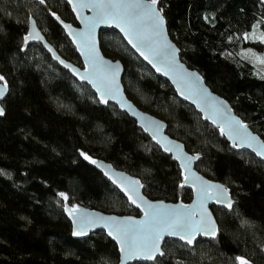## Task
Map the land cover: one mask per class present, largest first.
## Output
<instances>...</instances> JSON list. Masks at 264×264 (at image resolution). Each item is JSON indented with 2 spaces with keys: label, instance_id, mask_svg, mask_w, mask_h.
I'll use <instances>...</instances> for the list:
<instances>
[{
  "label": "trees",
  "instance_id": "1",
  "mask_svg": "<svg viewBox=\"0 0 264 264\" xmlns=\"http://www.w3.org/2000/svg\"><path fill=\"white\" fill-rule=\"evenodd\" d=\"M157 8L180 60L264 141V0H158ZM52 14L74 25L62 0H0V77L7 85L0 117V264H117L116 247L102 232L71 238L61 211L66 202L138 216L84 155L138 179L149 200L188 203L191 195L169 156L131 120L100 106L39 45L21 51L31 17L54 50L81 67ZM99 48L122 64L126 96L162 120L186 152L199 155L196 171L222 183L235 202L229 211L210 208L214 239H197L192 248L164 240L161 257L133 264H238L237 257L264 264V164L231 149L114 31L99 34Z\"/></svg>",
  "mask_w": 264,
  "mask_h": 264
},
{
  "label": "water",
  "instance_id": "2",
  "mask_svg": "<svg viewBox=\"0 0 264 264\" xmlns=\"http://www.w3.org/2000/svg\"><path fill=\"white\" fill-rule=\"evenodd\" d=\"M62 1L69 9L74 20V25L62 21L53 14L51 15V19L60 28L69 44L74 49L81 67L75 66L69 61L64 60L54 50L52 45L46 41L43 32L37 27L34 19L31 17L28 19L26 34L22 38L21 51H24L29 45H39L56 66L65 71L76 84L85 85L94 95L95 100L100 106L105 107L111 105L119 113L125 115L131 120L135 127L149 139L154 147H156L162 154L169 156L170 160L176 165L181 174L182 179L180 186L183 185L181 188L189 191L191 195V199L188 203H182L181 201L165 202L162 200H149L143 195L142 187H139V197H137L138 202L142 205H144V202L152 205H163L166 209L180 208L181 215L188 218L187 222L191 224L193 228L206 227L209 224L214 225L215 228L214 236L197 231L195 239L191 245L180 239L179 236L165 234L159 243V253H157L153 259H144L143 257L136 258L133 256L126 259L123 264L153 262L156 258L162 256L163 253L161 247L164 240L178 241L180 244L192 248L197 239H214L217 235V224L210 208L213 207L229 211L235 203L234 200L231 198L228 191H223V189L226 188L222 183L208 179L196 171L195 165L201 159L199 155L186 152L181 142L166 134L167 126L162 120L140 109L126 96L121 83L123 74L122 64L119 60H111L103 55L99 48V34L104 30L114 31L130 52L141 63H143L154 76L164 80L169 85L175 94L176 99L188 105L200 117V120L203 123H206L208 126L215 129L218 135L222 137V139L227 142L228 146L234 151H245L255 160L264 164V159H261L256 154V150L261 145H264V141L252 132L250 128L235 115L227 101L210 91L196 70L188 68L180 60L178 48L167 33L165 21L163 25V36H159L156 34L152 21L143 16V10L123 8L106 9L105 11L109 14L103 17L104 22L95 23L97 20L101 19V16L99 15L100 10L90 7H80V5H91L99 2V0H71V3L69 0ZM32 2L43 5L40 0H32ZM103 2L109 3L110 0H103ZM111 2L132 4L135 3L136 0H111ZM140 2L143 4H150L151 0H140ZM74 7L76 9L75 11ZM155 7L157 11H159L157 4ZM93 23H95L94 29H92ZM65 25H69L70 27L66 29L64 27ZM90 29H92L91 36L94 41V51H89L87 48L83 47L79 36L70 35V33H88ZM130 35L133 39L138 41L139 47H136L133 43L129 42L128 37ZM26 36H29L27 43H25L24 39ZM49 48H51L52 51H49ZM173 50H175L174 53ZM54 56L56 58H54ZM146 56L148 58H146ZM61 61L63 63H61ZM93 61H95V64H93ZM150 61H155V63ZM65 64L70 67H65ZM116 64L119 65L115 81V86L118 87V93L116 94L115 99L109 98L107 103H101L100 94L97 92L94 83H90L88 79H81V77H91L95 84H100L105 75H111V70L108 66H115ZM158 68L160 70H158ZM70 69H74L77 74L74 75L73 71ZM3 86L4 84L0 80V88ZM6 93L7 90L4 92V95L0 97V109H2L1 101L6 96ZM129 106H131V110H129ZM1 116L2 115H0V117ZM236 121H239L242 125H246V129L236 124ZM221 127L224 128L223 134L221 133ZM252 138H255V140L253 141ZM249 144L252 146H248ZM173 146L179 147L173 148ZM166 148H171L172 150L166 151ZM176 155L199 158L192 159L190 163H188L187 169H185L182 164L187 162L174 158ZM90 160L97 161L99 164L103 165V168L91 163ZM86 162L124 198L131 209L138 212V216L105 214L79 204L70 205L66 202L62 203V214L69 223L71 238L81 240L87 238L93 233L102 232L116 247L118 255L117 264H122V256L125 254L121 252V245L117 240L114 239L112 235H109V228L104 226L105 223L111 219H115L116 221L132 220L142 224L146 217L144 211L131 203L125 192L122 191L117 184L113 183L112 179H109V175L117 180H119L120 177H124L128 181H138V179L123 171L116 170L109 163L98 159L91 158L87 159ZM105 170L108 171L109 175L105 174ZM185 176L188 177L187 180H185ZM124 187L127 188L129 185L125 183ZM228 200L231 201L230 208L226 206ZM181 206L183 207L181 208ZM73 207L80 210V212L76 214L78 219L81 218V213L88 214L82 218L84 221L90 222V225L86 224L87 231L83 235L73 234L74 231L77 230L78 225L74 223V218L65 210L66 208L72 209ZM117 227H122V225H112L113 230ZM248 264L252 263L248 262Z\"/></svg>",
  "mask_w": 264,
  "mask_h": 264
},
{
  "label": "snow or ice",
  "instance_id": "3",
  "mask_svg": "<svg viewBox=\"0 0 264 264\" xmlns=\"http://www.w3.org/2000/svg\"><path fill=\"white\" fill-rule=\"evenodd\" d=\"M41 3H44V0H40ZM71 3V0H69ZM157 4V0H151L150 4H143L140 2V0H136L135 3L132 4H124V3H116V2H110L104 3L103 0H99V2L93 3L91 5L89 4H82L80 7H90L94 9H99L101 16L100 20H97L95 23L104 22L103 17L108 15L105 10L106 9H140L143 10V16L152 21L154 29L156 30V34L159 36H163V25L164 20L163 17L160 15L159 11H157L155 5ZM74 7V11H75ZM58 19V18H57ZM95 23L92 24V29L95 27ZM66 29H68L70 26L65 25ZM89 30L88 33H79V34H73L70 33V35H77L80 37L81 44L83 47L87 48L89 51H94V41L92 40L91 31ZM38 38V37H37ZM129 42L133 43L134 46L139 47V43L137 40L133 39V37L130 35ZM25 43H27L29 36H26ZM49 51H52L51 48H49ZM175 50H173L174 53ZM143 54V53H142ZM54 58H56L54 56ZM146 58H148L146 56ZM155 63V61H150ZM261 62H264V58H261ZM61 63H63L61 61ZM93 64H95V61H93ZM65 67H70L69 65H64ZM109 69L111 70V75H105L101 81L100 84H95V82L92 80L91 77H81V79H88L90 83H94V86H96L97 92L100 94V102L101 103H107V100L109 98L115 99L116 94L118 93V87L115 86L116 81V73L119 70V65L116 64L115 66L109 65ZM73 71V74L76 75L74 69H70ZM158 70H160L158 68ZM198 79V78H197ZM0 80H3V77H0ZM7 90V85L5 84L2 88H0V97L4 95V92ZM129 110H131V106H129ZM3 114V110L0 109V115ZM208 118V117H206ZM240 127L246 129V125L240 124L239 121L235 122ZM224 128L221 127V133L223 134ZM254 141L255 138H252ZM159 142V141H157ZM235 146V145H234ZM248 146H252L249 144ZM179 146H173V148H178ZM171 148H166V151H171ZM257 156H259L261 159H264V145H261L256 150ZM81 155H84V153H81ZM85 159H90L88 156L84 155ZM176 159H181L182 161H186L187 163H183L182 166L187 169L188 163L192 159H198L199 157H183L181 155L174 156ZM91 163L96 164L98 167L103 168V165L99 164L95 160H90ZM105 174L109 175L108 171L105 170ZM109 179L113 180V183L117 184L118 187L121 188L122 191L125 192V194L128 196V199L131 203L135 204L136 207L141 208L142 211H144L145 214V221L141 224L137 221L132 220H126V221H116L115 219H111L105 223V227L109 228V235H112L114 239L117 240V242L121 245V252L125 255L122 256V264L123 262L130 258L135 256L136 258L143 257L144 259H153L157 253H159V243L163 239L165 234L168 235H174L179 236L180 239L184 240L187 244L191 245L193 240L195 239V234L197 231L209 234V235H215V228L214 225L209 224L206 227H198L193 228L191 224H189L188 218H185L180 213V208H173V209H166L163 205H152L147 204V202H144V205H142L140 202H138L137 197H139L138 188L143 187L140 185L139 181H128L124 177H120L119 180L113 178L111 175H109ZM188 177L185 176V180H187ZM128 184L129 187H124V184ZM183 187V185H181ZM224 192H226V189H223ZM135 194V195H134ZM63 196V194H61ZM64 199H67V197H63ZM226 206L229 208L231 207V201L228 200L226 202ZM183 206H181L182 208ZM68 211L69 215L74 218V223L78 225V228L76 231H74V235H83L87 231L86 224L90 225V222L84 221L82 218L88 214L81 213L80 217L77 218V213L80 212L78 208L73 207L72 209H65ZM104 219V218H100ZM112 225H122V227H117L115 230H113ZM162 254V253H160ZM238 264H248L247 260H245L242 257H237Z\"/></svg>",
  "mask_w": 264,
  "mask_h": 264
},
{
  "label": "rangeland",
  "instance_id": "4",
  "mask_svg": "<svg viewBox=\"0 0 264 264\" xmlns=\"http://www.w3.org/2000/svg\"><path fill=\"white\" fill-rule=\"evenodd\" d=\"M115 60V59H114ZM141 109V108H140ZM143 110V109H142ZM158 118V117H157ZM179 264H181V263H179Z\"/></svg>",
  "mask_w": 264,
  "mask_h": 264
}]
</instances>
